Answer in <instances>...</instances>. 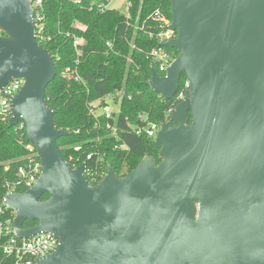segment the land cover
<instances>
[{"label":"water","instance_id":"water-1","mask_svg":"<svg viewBox=\"0 0 264 264\" xmlns=\"http://www.w3.org/2000/svg\"><path fill=\"white\" fill-rule=\"evenodd\" d=\"M31 2L0 0V87L24 80L9 126L25 121L42 164L31 188L5 196L15 231L59 237L36 264H264V0H170L177 35L162 44L178 55L145 85L165 100L183 74L190 87L160 123L161 161L121 176L109 164L97 184L62 156L69 132L46 99L56 64Z\"/></svg>","mask_w":264,"mask_h":264},{"label":"trees","instance_id":"trees-1","mask_svg":"<svg viewBox=\"0 0 264 264\" xmlns=\"http://www.w3.org/2000/svg\"><path fill=\"white\" fill-rule=\"evenodd\" d=\"M110 1L45 0V40L41 44L53 55L57 70L54 80L46 88L47 103L55 110V127L69 132L58 140L62 156L67 161L72 157V163L77 165L87 161L88 167L97 173H106L110 164L121 176L136 168L144 156H153L158 163L161 161L158 149L153 146L154 140L144 133L137 134L129 123L140 127L146 121L161 123L168 120L171 110L181 99L177 95L165 100L145 85L152 70L162 75L148 55L152 48L162 45L156 35L157 22L151 15L161 10L171 19L170 0H127L130 4L128 13L97 8L98 4H109ZM91 5H94L93 9H90ZM0 34L5 33L0 31ZM75 36L85 39L80 56L74 47ZM108 41L112 42L111 48L107 46ZM167 49L178 55L175 48ZM77 58L84 82L71 81L62 75L66 67L74 66ZM185 79L183 74L181 88ZM122 88L125 93L117 121L118 136H113L100 118L97 120L91 115L88 104ZM140 113L146 114V121L139 119ZM26 143L24 133L0 122V202L6 196L8 183L16 179L18 167L27 156ZM117 144L126 147L120 148ZM77 145L81 146L79 151L74 149ZM88 154L92 155L91 159L87 158ZM16 190L26 191L23 188ZM48 197L47 193L42 199ZM6 212L12 214L10 210ZM36 223L27 220L24 226ZM0 264H14V257H7L1 244Z\"/></svg>","mask_w":264,"mask_h":264},{"label":"built area","instance_id":"built-area-1","mask_svg":"<svg viewBox=\"0 0 264 264\" xmlns=\"http://www.w3.org/2000/svg\"><path fill=\"white\" fill-rule=\"evenodd\" d=\"M45 0H32L31 6L33 8V22L35 24V35L37 40H45V14L43 10ZM80 2V0H76ZM130 4L127 2L125 11L128 13ZM94 5H91L90 9H93ZM97 8L104 11L108 8V4H98ZM152 19L157 22L158 31L156 35L161 43L176 37L177 32L170 29L172 20L168 18L165 13L161 10H156L152 15ZM85 44V39L80 36L74 37V47L77 51L78 56L82 53V46ZM108 47H112V42H107ZM148 55L152 58L154 64L165 76L167 68L176 59L174 52L169 51L166 46H158L152 48ZM80 63L79 58L74 62V66H68L62 71V75L71 81L84 82L81 76L78 64ZM24 83L23 79H12L3 87H0V122L9 124L12 117V100L15 94L21 89ZM190 87V81L186 78L184 84L177 93L178 98L182 99L187 89ZM125 93V90H123ZM123 93V95H124ZM176 95V96H177ZM117 96V97H116ZM118 95L113 92L100 97L92 102H89L88 107L91 115H93L97 120L100 118L104 122L105 128L110 130L113 136H118L117 121L119 119L120 110L116 109ZM123 97V96H122ZM174 110V109H173ZM171 110V112L173 111ZM139 119L146 121V114L140 113ZM99 122L97 121V124ZM133 130L137 134H146L148 137L155 140L157 132L160 129V123L153 121H146L143 126H137L129 123ZM17 132L24 133L26 136V125L25 121L21 118L18 123L13 126ZM27 140V139H26ZM124 145V144H123ZM123 147H126L125 145ZM76 151L81 149L80 145L74 147ZM27 156L23 162L19 165L16 179L12 183H8V192L17 191L16 188H23L28 190L31 188L38 180L42 173V164L38 156V152L34 145L27 141L26 143ZM92 155L88 154L87 158L91 159ZM67 161V160H66ZM74 159L69 158L68 162L72 164L73 167H77L76 163H72ZM85 167V175L92 184L99 183L104 176L105 172L97 173L93 172L91 168L88 167L87 161ZM100 177V179H98ZM6 193V194H7ZM7 210L12 211L11 215L7 214ZM14 218L15 211L8 208L5 201V196L0 202V244L4 254L7 257H14V264H36L39 257L46 256L52 253L59 244V237L51 232H40L36 235H32L28 238H21L17 235L14 228Z\"/></svg>","mask_w":264,"mask_h":264},{"label":"rangeland","instance_id":"rangeland-1","mask_svg":"<svg viewBox=\"0 0 264 264\" xmlns=\"http://www.w3.org/2000/svg\"><path fill=\"white\" fill-rule=\"evenodd\" d=\"M126 5H127V0H111L110 3L108 4V8L117 9V10H125ZM123 90L124 89L122 88V89H116V90L112 91L114 94L119 96L118 101H117V105H116V109H121L120 103H121L122 96L124 93ZM98 138H97V140H98ZM116 146L120 147V148H125V147H123L124 146L123 144H121V145L117 144ZM96 150H99V147H96Z\"/></svg>","mask_w":264,"mask_h":264},{"label":"flooded vegetation","instance_id":"flooded-vegetation-1","mask_svg":"<svg viewBox=\"0 0 264 264\" xmlns=\"http://www.w3.org/2000/svg\"><path fill=\"white\" fill-rule=\"evenodd\" d=\"M198 215V214H197Z\"/></svg>","mask_w":264,"mask_h":264}]
</instances>
